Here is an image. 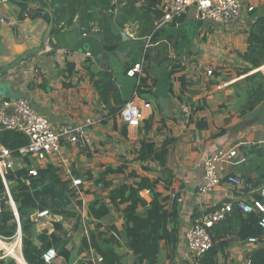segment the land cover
<instances>
[{
  "label": "crops",
  "instance_id": "crops-1",
  "mask_svg": "<svg viewBox=\"0 0 264 264\" xmlns=\"http://www.w3.org/2000/svg\"><path fill=\"white\" fill-rule=\"evenodd\" d=\"M118 1L112 0L115 21L111 31L119 36L116 51L124 68L131 69L132 65L143 61V75L148 76L149 86L139 100L150 102L151 108L137 127L127 126L120 114L107 116L109 109L99 99L86 70L90 63L93 72L102 71L91 57L55 50L53 34L44 42L52 23L50 13L40 15L37 7L23 4L22 0H0V83L8 81L12 90L24 94L33 109L54 127L90 121L88 146L64 142L59 154L49 155L40 165H54L60 180L70 182L76 195L74 201L81 202V206H77L81 211V226L74 229L73 218L55 215L46 223L37 225L33 236L42 229L52 232L53 222H61L70 236L67 248L71 251V258L65 262L62 257H57L52 264H79L82 257L76 252L78 242L83 233L93 227V220L87 215L88 206L96 199L108 204L110 215L105 222L113 221L121 232L124 206L120 205L119 209L111 207L109 189L123 183L134 184L135 179L128 177L130 172L148 178L161 177V166L154 155L140 158L141 146L142 143H151L158 148L168 141L166 166L171 172V183L159 182L157 191L166 197L167 207L173 200L179 204L178 243L172 264H192L184 234L193 217L235 197L251 198L254 195L249 185L239 192L225 177L212 190L205 193L198 190L203 176V159L207 154L221 147L235 148V163H224L223 173L224 176L235 174L244 178V168L251 176L254 166L248 164L241 153L242 146H264V103L244 116L239 115L243 102V96H238L243 94L241 80L257 70L264 75V64L247 74H239L248 65L241 55L247 50L251 12L243 10L238 20L218 23L195 18L194 8L189 7L178 20L156 27L162 17V0H136L139 17L147 13L145 8L151 2L153 10L160 12L153 21V28L146 31L135 20L119 24L120 7L127 0H121L120 4ZM244 4H252L256 9L261 7L264 11V0H244ZM75 23L82 35L78 18ZM86 34L105 44L97 26ZM32 50L37 51L25 56ZM67 62L74 64L71 74L67 72ZM207 70H212V74L208 75ZM116 86L120 94L117 83ZM183 103L189 106L188 116L182 113ZM111 105H115L112 99ZM198 122H205L206 127L199 129ZM221 130H225L223 135L214 136ZM117 167H122L123 171L106 173L107 168ZM252 173L253 177L256 176L254 171ZM73 178L81 180L77 188L72 184ZM106 184L111 187L107 188ZM141 195L150 201L147 190ZM220 240L226 244L220 247L216 264H244L251 251L262 244L261 240L257 245L241 241L233 233L223 235ZM119 242L118 254L125 264L130 263L132 255L124 244L123 234ZM35 244L40 245L37 240ZM6 246L11 255L14 251L16 253L14 258L6 257L5 260L11 258L16 264H22V261L27 264L22 251H18L21 240L20 248L19 241L11 245L7 242ZM93 254L97 253L93 251ZM159 262L169 263L164 241L160 242Z\"/></svg>",
  "mask_w": 264,
  "mask_h": 264
},
{
  "label": "trees",
  "instance_id": "trees-1",
  "mask_svg": "<svg viewBox=\"0 0 264 264\" xmlns=\"http://www.w3.org/2000/svg\"><path fill=\"white\" fill-rule=\"evenodd\" d=\"M23 4H32L37 7L36 10H45L47 16L50 13L52 17L51 34L55 35L64 29L70 28L74 24L75 18L79 20V27L82 34L92 31L97 26L104 37L105 48L115 50L118 34L112 33V25L115 3L112 0H22ZM119 0L117 3L120 4ZM136 0H127L124 6H121V14L118 16L119 24L124 25L129 20H135L146 31L153 28L154 19L160 16V12L154 11L152 2L147 5L146 14L139 17L137 13ZM153 17H152V15ZM247 50L241 55L243 61L248 65L242 68L240 75L247 74L250 71L264 64V12H251V25L247 36ZM90 64V63H89ZM89 64L86 70L99 99L108 110V117L120 113L125 101L122 100L113 74L110 71L102 70L93 72ZM66 69L69 74L74 70V64L67 62ZM130 68L125 67V73H129ZM242 84L243 102L239 108V115L244 116L261 104L264 103V75L261 70L247 74L240 82ZM184 86V82L182 84ZM148 84V76L141 77L136 88L139 96L145 92ZM241 95V96H240ZM111 99L114 106L111 105ZM199 129L205 128L206 124L197 123ZM225 133L221 130L214 136H220ZM28 137L15 130L0 131V146L8 149L13 156H19V149L26 146ZM169 142L155 148L153 144L142 143L140 158L147 155H154L160 163L162 176L148 178L139 176L134 172L128 174L129 178L135 179L134 184L123 183L110 188L106 184L109 202L111 207L122 209V231L118 230L113 221H107L110 215V206L96 199L87 209L88 217H91L93 227L83 233L80 238V246L77 253L89 254L90 249L102 257L99 264H125L118 254L116 247L120 246L119 238L123 234L124 244L131 251L132 261L126 264H161L159 262L160 242L164 241L166 245V257L169 259L168 264H172L176 255L179 229V204L173 200L172 204L167 207L166 197H163L157 191L159 182L171 183V172L166 166L167 146ZM241 153L245 155L248 164L254 166L253 171L256 176H251L248 169H245L243 176L247 185L254 191L251 198L260 199L264 202L259 194V190L264 186V146H255L247 144L242 146ZM23 167L7 170L5 173L8 181V188L11 198L15 204L21 226V251L27 264H52L46 263L42 259V253L53 247L57 251V256L62 257L65 262L71 258V251L67 248L70 236L64 230L62 223L53 222V231L48 232L42 229L39 234L33 236L32 229L35 222L31 216L41 209H49L52 214L62 215L65 218L75 220V228L81 226V215L77 206H81L80 200H75V192L70 188V182L60 180L57 168L48 163L44 166L37 167V175L28 174L32 162L29 157L22 158ZM121 172L122 167L116 169L107 168L106 173ZM147 190L150 195V201H146L141 192ZM8 201L4 184L0 177V234L8 239L13 238L17 230V223L13 210ZM198 213L193 217V220ZM260 214L251 212L244 214L233 207L232 212L224 221L215 223L210 229L212 246L196 264H216V256L222 245L220 239L223 235L233 233L241 241H247L249 237L261 236L263 230L259 227L258 221ZM171 225V226H170ZM39 242V246L35 244ZM262 244L249 254L250 264H264V240ZM22 264L23 261L21 262ZM0 264H16L13 259H0ZM79 264H92L85 258L79 261ZM181 264H189L183 262ZM194 264V263H192Z\"/></svg>",
  "mask_w": 264,
  "mask_h": 264
},
{
  "label": "built area",
  "instance_id": "built-area-1",
  "mask_svg": "<svg viewBox=\"0 0 264 264\" xmlns=\"http://www.w3.org/2000/svg\"><path fill=\"white\" fill-rule=\"evenodd\" d=\"M189 7L194 8L195 18L218 23L234 22L241 18L243 10L246 12L254 10V5L246 6L244 0H162V17L156 23V27L178 20L187 12ZM37 13L47 16L43 9L37 10ZM142 67L143 61L135 63L128 73L136 77V88L141 77L144 76ZM206 73L210 75L212 74V70H207ZM140 98L142 97L135 91L133 97L124 104L119 113L122 121L127 126H139L145 117L146 111L151 108L150 102L141 101L139 100ZM181 110L185 116L190 114L189 106L185 103L182 104ZM88 124H90V121H87L85 124L54 127L46 117L37 113L26 99H6L0 97V131L15 130L28 137V143L19 149L18 157L13 156L8 149L0 146V177L17 223V230L11 239L15 238V241H19V247L22 235L21 226L15 204L9 192L5 173L7 170H14L15 163L23 167L24 165L21 160L26 156L32 162L28 174L36 176V166H40L42 162H45L49 155L59 154L64 142L75 144L79 147L88 146L90 144ZM236 156L237 151L235 148L226 149L222 147L207 154L203 159V176L198 184V190L201 193L212 190L221 183L224 177L239 192L243 188H246L247 182L243 177L235 174L224 176L223 173L224 163H235L233 159ZM243 160L244 158L241 159V161ZM72 184L77 188L81 184V180L73 178ZM259 194L264 198V186L260 188ZM178 201H181V199H178ZM234 206L244 214L251 212L260 214L258 225L263 230V234L261 236L249 237L247 242L257 245L260 240H264V202L260 199L244 198L242 196L235 197L232 200L220 203L212 210L200 211L187 227L184 238L192 263L196 264L212 246L209 229L215 223L226 220ZM48 214L49 209L37 210L31 216V219L35 222L36 226L41 225V223L44 224L46 218L48 219ZM11 239L0 234V259L13 257L8 246H6L7 242ZM89 252L88 258H86L87 262L96 264L102 261V257L98 254L94 255L92 249ZM41 257L44 262L52 263L58 257L57 251L53 247H50L42 253ZM244 264H250L249 258Z\"/></svg>",
  "mask_w": 264,
  "mask_h": 264
},
{
  "label": "water",
  "instance_id": "water-1",
  "mask_svg": "<svg viewBox=\"0 0 264 264\" xmlns=\"http://www.w3.org/2000/svg\"><path fill=\"white\" fill-rule=\"evenodd\" d=\"M50 35L51 22L45 34L44 42ZM54 49L87 54L92 58L97 67L110 71L113 74L114 81L120 87V95L123 101L127 102L133 97L136 91V77L125 73L124 66L116 49L109 50L105 48L95 36L79 34L77 23L71 29H64L54 35ZM36 51L27 52L25 56ZM0 95L6 99L24 98V94L12 90L8 81L0 83ZM35 230L36 225L32 229L33 235L35 234Z\"/></svg>",
  "mask_w": 264,
  "mask_h": 264
},
{
  "label": "rangeland",
  "instance_id": "rangeland-1",
  "mask_svg": "<svg viewBox=\"0 0 264 264\" xmlns=\"http://www.w3.org/2000/svg\"><path fill=\"white\" fill-rule=\"evenodd\" d=\"M254 11H255V13H262V12H264L263 9H262L261 7L257 8V9L254 7ZM21 166H22V165H19L18 163H15L14 168L17 169V168H20ZM34 166H35V165H34ZM37 166H38V165H37ZM7 203H9V200L7 201ZM9 205H10V203H9ZM10 206H11V205H10ZM11 208H12V206H11ZM77 210H78V209H77ZM78 212L81 213V211H79V210H78ZM48 215H49V217H48V219L46 218V219L44 220V223H46V222H47L46 220H49L50 217H53V216L58 215V214H52L51 211L49 210V214H48ZM80 215H81V214H80ZM61 216H62V215H61ZM62 217H63V216H62ZM63 218H64V217H63ZM45 221H46V222H45ZM86 234H87V233H86ZM14 241H15V238L12 239L11 241L9 240L8 242H10V244H13ZM79 246H80V240H79V242H78V246H77L76 249H78ZM19 248H20V247H19ZM18 251L21 252V248L18 249ZM19 252H18V253H19ZM89 253H90V252H89ZM80 255H81L82 258H85V259L88 258V254H87V253H85V254H84V253H83V254L81 253ZM62 262H63V261H62ZM63 264H64V263H63Z\"/></svg>",
  "mask_w": 264,
  "mask_h": 264
},
{
  "label": "bare ground",
  "instance_id": "bare-ground-1",
  "mask_svg": "<svg viewBox=\"0 0 264 264\" xmlns=\"http://www.w3.org/2000/svg\"><path fill=\"white\" fill-rule=\"evenodd\" d=\"M16 251L12 252L13 255H15Z\"/></svg>",
  "mask_w": 264,
  "mask_h": 264
}]
</instances>
